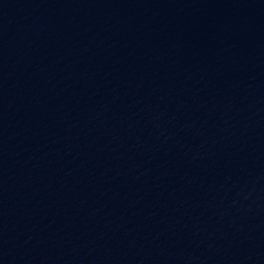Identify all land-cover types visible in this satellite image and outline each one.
<instances>
[{"label":"water","instance_id":"95a60500","mask_svg":"<svg viewBox=\"0 0 264 264\" xmlns=\"http://www.w3.org/2000/svg\"><path fill=\"white\" fill-rule=\"evenodd\" d=\"M0 264H264V0H0Z\"/></svg>","mask_w":264,"mask_h":264}]
</instances>
